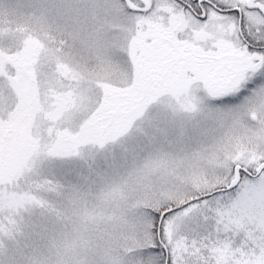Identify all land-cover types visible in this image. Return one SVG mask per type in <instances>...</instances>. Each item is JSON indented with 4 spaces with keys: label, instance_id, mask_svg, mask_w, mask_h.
<instances>
[{
    "label": "snow or ice",
    "instance_id": "obj_1",
    "mask_svg": "<svg viewBox=\"0 0 264 264\" xmlns=\"http://www.w3.org/2000/svg\"><path fill=\"white\" fill-rule=\"evenodd\" d=\"M0 264H264V0H0Z\"/></svg>",
    "mask_w": 264,
    "mask_h": 264
}]
</instances>
